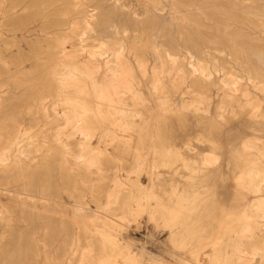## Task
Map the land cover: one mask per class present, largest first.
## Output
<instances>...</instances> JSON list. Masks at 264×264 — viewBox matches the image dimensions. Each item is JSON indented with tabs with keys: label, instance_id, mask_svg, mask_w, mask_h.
Returning a JSON list of instances; mask_svg holds the SVG:
<instances>
[{
	"label": "rangeland",
	"instance_id": "1",
	"mask_svg": "<svg viewBox=\"0 0 264 264\" xmlns=\"http://www.w3.org/2000/svg\"><path fill=\"white\" fill-rule=\"evenodd\" d=\"M54 1L57 0H0V84L3 83L0 85V88L2 87L0 89V96L3 95L2 97L5 96L8 99L2 113H0V118H18V120L26 126V129H21L24 136L21 139L34 136L32 138H35L37 141H41L39 147L42 152L37 155V163H30V168H34L37 164H39V158L44 155L45 149L48 147L44 146L43 141L46 137L50 138L51 135V139L62 138L63 140L76 144L75 151L77 153H75V151L74 153L78 156H83L87 160L95 159L97 161V158L99 159L101 156H110L115 163H104V167L106 168L107 166L110 170L114 169L117 173H119L118 176L121 177H119L121 184H119L120 187L118 186V188L120 191L118 189L117 192L119 193H116L115 195L117 198L113 196L114 199H112V202L110 200V204L112 203V205L111 207L109 206V208L106 207V210L104 207L108 202V197L106 196L111 194L114 189H117L113 183L108 182L107 180H102L101 176L96 171V168L88 170V172H90L91 178L89 179L91 181L89 179L85 180L87 182L90 181V184L82 177L81 179L80 177L76 178V174L70 179L71 181H67V184V182H63L60 179L59 172L54 169L55 172H51L52 175L50 174L52 177L49 175L51 177L50 181H47L48 187L50 188L49 199L51 201L47 212L49 219L52 221L49 224L50 226H46L42 220L38 217L36 218L35 216H32L33 214L31 213L34 212V214H38L37 212L42 213L44 211L42 209V202L40 201L42 196L40 194L38 195V193L27 195L23 194L25 183L28 181H20L17 183L11 182L7 186L8 188H4L7 190L6 192H0V208L3 209L5 213L3 216H0V218H2V221L0 222V263L59 264L64 260L62 263L67 264L71 258L67 252L69 251V254H71V249L76 247L78 243L79 245L81 244L80 246H83L81 251L85 252L83 258L78 257L80 258L79 260H77L78 258H75L77 261L73 259V264H83L84 260V264H135L130 261L133 259H136V264H201L202 261H196L192 258V253L195 251L194 246H196L197 243L182 240L181 236H178L177 238L173 237L174 235L172 236L170 228L171 224L169 220L170 212L173 209H182L187 206V203L194 200L195 202L197 201L196 204H198V211L195 210L198 214L196 216L197 223H194L195 227L202 229L204 226V228H207V222L209 221H218V223L222 221L223 224L219 225V227L222 226L221 229L225 232L223 233V240L221 241L222 243L219 244V248H221V244L224 248L219 249L221 256H223L222 258L220 256L219 261L221 260L220 262L223 264V258L225 257V261L228 262V259L236 252V250H238L240 245L238 244V247H236L237 242L235 241L236 244L234 243L236 238L234 234L240 229L245 228V226H240L243 225L241 223L250 222L254 218L252 217L254 215H252V210L250 213L249 209L248 213L247 210H244L243 208L245 205L249 207L255 204V202L257 203L262 196L260 194H256L254 190H252L253 192L251 191L254 196L250 194L251 192L249 189L251 186H253L252 188H255L256 186V184H254L256 181L251 178L252 175L250 174H253L252 171L254 168L259 169V171H263L264 169V161L259 160V158L255 155H249L244 159H240L238 156L239 152H237L238 149H235L236 141L243 137L248 139H264V119H256L250 114L242 116L241 118H226L220 121L219 126H217L218 129L213 134H210L212 135L210 137L206 131L208 122L205 123L206 121H203L202 118L193 114L191 111V113L188 112L189 110H185L186 112L183 109L180 110L181 105L184 103L191 104L194 101L193 95L189 94L190 90H188L185 95L182 94V92H179L173 96V102H171V112L165 115H162L158 110L156 100L151 95L146 94L145 97L151 103L148 111H145L142 119H135L138 128L128 133L119 132L118 134H120L121 137H124L123 143L120 145H110L107 141L117 134L115 127L110 124L115 123V120L102 124L100 129L95 122L98 120L96 118L97 116L93 118V113L89 111L92 110V107L87 104L88 97L86 94L81 95L78 94V92H73L75 90L68 91L67 95H70V98L68 96L66 98V103L58 104L57 115L54 117L53 115H49L47 98H45L44 101L41 99L39 102L32 99L29 101L27 95L25 94H27L29 89L35 88L37 84L42 83V78H44L43 75L46 76L47 71H51L53 68L51 65L53 58L55 59L58 57V55H54L55 50L52 49L54 44L56 45L57 43V37L54 38V36H48V31L46 29V5H50L54 3ZM147 1L148 0H121L120 5L125 6L133 12L136 11L140 16L139 18L144 19L147 16L144 14L146 13L148 5ZM165 1L163 2L164 6L161 7L159 15L168 19V21H170L171 17L177 13L178 17L186 18L183 16V14H185V16L188 15V18L190 17L193 18L195 22L197 21L196 23H198V25H204L203 27H205V25L206 27L208 26L209 22L203 18L202 13L208 12L207 7L209 4H207V0H200V2L199 0H175L174 2L176 3H174L173 0H169V2H167L168 0ZM180 1H183L184 3L186 2V6L189 7L187 9L185 6L187 9L186 11L182 5V7L180 6ZM250 1L251 2L245 5L246 8L244 6L245 11L240 15V22L236 24L234 23L233 25L231 24V26L230 22L227 20L228 16H226L225 13L217 16L218 18L216 17L217 19L214 21L218 20L217 23L219 22L218 25L221 27L222 31L230 25L231 27H229L228 33L238 37L241 43H248L247 45H244L248 49L251 48L250 46H255L254 48H256V50H260L264 56V0ZM59 2H56L54 4L55 6L53 5L49 10L53 11V9L57 10L58 8L61 10H68L69 8L72 9L70 6L65 8L68 5L67 1L62 0L60 2L61 4ZM175 8H178L176 9V13ZM195 11L198 12L199 15L201 14V16L199 17V15H197L198 13L196 14ZM73 14L74 13L70 14V16L64 17L63 20H70L71 17L74 19L75 14ZM219 17L222 19H219ZM51 20V22L54 20L56 22L55 25L52 24V26L49 27H53L51 31L54 32V30L57 31L62 28L60 26L57 27V24L59 23L58 16ZM213 22L210 23L212 24ZM91 43V41H88V45ZM91 45H93V43ZM70 46V44L66 45L68 51L71 50ZM244 57L245 56H243V58ZM252 60V62H255L258 65L256 58L253 57ZM3 62H5L6 65H3ZM47 66H49V69ZM188 67L189 70L193 69L190 65H188ZM35 70H37V72H35ZM33 72H35V76L32 75ZM20 73L28 75L27 78H29L31 82L23 83V81H26V78ZM196 75L198 74L196 73ZM222 75L223 74L216 75V78H223ZM33 77L34 79H32ZM36 78L39 81L35 80ZM190 82L191 81L185 84L183 88L186 89L187 87L193 85ZM7 83L8 86L6 85ZM244 83H246L245 80L241 81L240 85H244ZM141 89L143 92H149L148 88L143 87ZM7 91H9V93ZM75 110L77 111L75 112ZM212 114L215 115L214 109ZM160 116L163 117L161 118ZM244 125H247L249 129H246ZM140 136L145 139L148 138L147 140L153 138L151 144L154 145L153 152L155 153L147 162L148 166L146 169L140 171L139 173L137 172L138 174L135 173L128 175L126 170L132 167V163L134 162V157L137 152L138 154L143 155L144 150H146L140 145ZM207 138H211L217 142V152L221 154V160L215 161L216 156L213 153L214 151H212L213 147L207 143ZM130 140L131 143H129ZM82 141H84L86 145L84 147H78V144ZM189 141L192 146L191 150L187 149V142ZM74 153L73 155H75ZM13 158L14 156H12V160ZM160 159L161 161L159 162ZM74 160L75 159L72 158L71 162L83 164L81 165V170H79V172L82 171L84 163L80 162L81 160ZM155 161L158 162L157 164L161 165V168H158L157 170L154 169V164L156 163ZM208 161L213 164L208 163ZM56 165L57 163L54 166ZM114 166H117V170ZM2 169L3 167H0V171ZM192 169H205L207 171L217 172V177L213 182L209 183V185H206L207 183H203L201 179L192 180L190 178ZM250 169L251 173L249 171ZM246 172L247 174L244 175ZM247 175H249V177ZM152 178H154L153 181L155 183L156 190L151 193L141 194V188L148 187L151 184L150 182L152 181ZM73 180L76 182H73ZM55 183H57L58 186ZM89 185H92L91 188ZM202 186L204 190H202ZM207 186L208 188L210 187L209 191ZM239 186L241 190L239 189ZM70 189L71 191L76 189V196L78 198L71 197ZM77 189H84L85 191H78ZM89 190H93L92 194L88 193ZM53 191L54 193H52ZM198 191L202 195H200ZM55 193L57 194L54 195ZM68 195H70V197ZM54 196H56V198ZM30 198L37 199V208L39 207L37 210L33 211V209L28 206L29 203L24 205L26 200L28 201ZM113 201L116 203L113 204ZM77 202L80 204L82 203L81 205L83 206L85 205L87 208L85 213L87 214L84 213V217L81 215L74 219L73 207L77 204ZM130 204L132 205L130 206ZM143 205L147 206L148 211H143ZM202 205H205V208ZM200 206H202V208ZM15 209L18 210L16 211ZM128 209L131 211H128ZM168 209H170V211ZM63 210L67 213H64ZM133 210L138 213L135 215H140L137 219L138 224L134 223V215H132ZM24 211H26V213ZM200 212L205 213L201 214ZM247 214H249V217H247ZM8 216H10V218ZM62 216L65 217L63 218ZM201 219H203V222ZM11 221H13L12 224ZM2 222L6 223V225ZM72 222H75V225ZM231 222L232 224H228ZM9 224L11 226H8ZM84 224H86L87 227L89 226V230L86 226H83ZM139 225L141 229L137 228ZM179 228H183V226L179 225ZM250 228L251 230L254 229L253 226H250ZM81 229L84 230L81 231ZM84 231L87 232L85 233ZM82 237L86 239H82ZM188 237L192 239L193 235L188 234ZM229 238L232 241H230ZM72 239L74 241H72ZM78 239L80 240V243ZM224 239L227 240V243L224 242ZM228 241L231 243H228ZM232 242L234 243L233 245ZM233 247L236 248V250ZM65 249L67 251H65ZM206 252H213V249H207ZM126 254L130 255V257L124 258ZM225 255L230 256L226 259L227 256ZM253 261L254 262L251 263L256 264L261 260L260 258H253ZM224 264H226V262Z\"/></svg>",
	"mask_w": 264,
	"mask_h": 264
},
{
	"label": "bare ground",
	"instance_id": "2",
	"mask_svg": "<svg viewBox=\"0 0 264 264\" xmlns=\"http://www.w3.org/2000/svg\"><path fill=\"white\" fill-rule=\"evenodd\" d=\"M59 1L61 2L62 0H57L50 5H46V29L48 31V36H54V38L57 37V43L56 45L54 44V47L52 49L55 50H53L55 52L54 55H58V57H56L55 59L53 58V61L51 63L53 68L51 69V71H47L46 76L43 75L44 78H42V83L37 84L38 86L36 85V87L34 86L35 88L29 89V91H27V94L24 93L25 95H27L29 101L32 99L36 102H39L41 99L44 101L45 98H47L49 115H53V117L57 115L58 104L66 103V98L68 96L70 98V95H67L68 91L75 90L73 92H78V94L81 95L86 94L88 97L87 104L88 106L92 107V110L89 111L93 113V118L97 116L96 118L98 120H96L95 122L100 129L102 127V124L110 122L111 120H115V123L110 124L115 127L117 134L107 141L110 143V145H120L121 143H123L124 137H121L120 134H118L119 132L128 133L138 128L135 119H142L145 111H148L149 105L151 103L145 97L146 94L151 95L156 100V103L158 104V110L162 115H165L171 112V102H173V96H175L179 92H182V94L185 95L187 94V91L190 90L189 94L193 95L194 101L191 104L184 103L183 105H181V109H179H183L184 111L189 110L188 112L191 111L193 114L199 116L203 121H206L205 123L208 122L206 131L210 137L212 136L210 134H213L218 129L217 126H219L220 121L223 119L241 118L242 116L249 114L256 119H264V56L260 50H256V48H254L255 46H250L251 48L248 49L244 46L248 43H241L238 37H235V35L228 33L229 27H231L234 23L236 24L240 22V15L245 11L244 6L251 2L250 0H207V4H209V6L207 7L208 12H202L203 18L209 22L207 27L206 25L205 27H203L204 25L201 26V24L198 25V23H196L197 21L195 22L193 18H188V15L185 16V14H183V16L186 18L178 17L176 13V9L178 8H175L176 14L171 17L170 21H168V19H165V17L160 16L159 12L161 10V7L164 6L163 2L165 0H148L147 9L145 8L146 13H144L147 16L144 19H140V16L136 11L135 13L132 10L127 9L125 6L120 5L121 0H65L68 3L65 8L70 6L72 7V9H64L66 10L64 11L58 8L57 10L53 9V11H50L49 9H51V7ZM174 1L175 0H173V2ZM167 2H169V0ZM185 3L183 1L179 2L180 6L182 5L186 11L189 7H187V4ZM185 6L187 7V9ZM72 13L75 14H73L75 16L74 19H72L71 17L70 20H63L64 17L70 16V14ZM197 13L198 12H196V14ZM222 13H225V15L228 16L227 20L230 22V25L232 24L231 26H227L224 31H222L221 27L218 25V20L214 21L218 18L217 16L223 15ZM197 15H199V13ZM57 16L59 17V23L57 24V27L60 26L62 28L58 29L57 31L54 30L53 32L51 31L53 27H49L52 26V24L55 25V20L51 22V19ZM200 16L201 14L199 15V17ZM219 19L222 18L219 17ZM210 22L213 23L211 24ZM88 41H91L93 45H91L92 43L88 45ZM67 44L71 45V50L69 51L66 47ZM243 56H245L246 58H243ZM253 57L257 59L256 61L258 65L255 62H252ZM3 65H6V63L3 62ZM48 65L51 66L50 64ZM188 65H190L193 69L189 70ZM49 66H47L48 69ZM35 72H37V70H35ZM35 72H33L32 75H34ZM196 73L198 75H196ZM219 74H223V78H216V75ZM23 76L26 78V81H23V83L31 82V80L27 78L28 75L25 74ZM32 79H34V77ZM35 80H37V78ZM243 80H245L246 83H244V85H240V82ZM189 81H191L190 83H192L193 85L184 89V85L189 83ZM2 84L3 83H1L0 85ZM6 85L8 86V83ZM143 87L148 88L149 92H143L141 89ZM7 92L9 93V91ZM2 96L3 95L0 96V113H2L6 105L5 103H7L8 101L5 96ZM213 109L215 111V115L212 114ZM76 111L77 110H75V112ZM160 117L162 118L163 116ZM244 127L246 129H249L247 125H244ZM22 128L26 129V126L23 125V123L18 120V118H0V167H3V169L0 171V192H6L7 190L4 188L7 187L11 182L17 183L20 181H28L27 183H25L23 194H40L42 196L40 201L42 202V209L44 210L42 213L37 212L38 214H34V212H31L33 214L32 216H35L36 218L38 217L44 222V225L47 226L52 221L49 219L47 212L49 203L51 202L49 199L50 188L48 187L47 181H50L52 177L51 172H55L54 169H56L60 174V179L63 182H67L72 177H74L75 174L77 175V177L75 176L76 178L80 177L81 179L82 177L84 178V180L89 179L91 177L88 170L96 168V171L101 176L102 180H107L108 182H111L116 186L115 188L117 190L114 189L112 191L111 189L113 193L110 191L111 194L106 196L108 197V202L104 207H111L112 203L110 204V200L112 202V199H114L113 196L115 197L116 193H119L117 191L119 189V184H121V180L119 179L120 176H118L119 173H117V171H115L114 169H111V171L106 166V164L105 166L107 169L104 167V163H115V161L112 160L110 156H101L99 159L97 158V161L95 159L87 160L83 156H78L75 154L77 153L75 151L76 144L67 140H63L62 138L51 139L50 135V138L46 137V139L44 138V141L41 139L44 143V146L48 147L45 149L44 155L39 158V164H37L34 168L31 167V169L30 165L38 160L37 155L38 153L42 152L41 148L39 147L41 141H37L35 140V138H32L34 136L21 139L24 137L23 133L21 132ZM147 139L142 138L141 136L139 137L140 145L146 150H144L143 155H140L137 152L134 157L132 167L126 170L128 175H132L137 172L139 173L140 171L146 169L148 166L147 162L155 153L153 152L154 145L151 144L153 138L150 140ZM207 140V143H209L213 147L212 151H214L213 153L216 156L215 161L221 160V154L217 152V142L212 140L211 138H207ZM129 143H131V140L129 141ZM85 145L86 144L84 143V141H82L80 144H78V147H84ZM191 148V142L189 141L187 142V149L191 150ZM235 149H238L237 152H239L238 156L240 159H244L249 155H255L257 158H259V160L264 161V139H248L246 137L240 138L236 141ZM73 153L75 155H73ZM12 156H14L13 160ZM72 158L75 159L74 161L81 160L80 162L84 163L82 171L79 172V170H81V165L83 164L78 162H71ZM160 161L161 159L159 160V162ZM54 162L57 163L56 166H54L56 164ZM155 162L156 163L154 164V169L157 170L158 168H161V165L157 164V161ZM208 163L212 162L208 161ZM116 167L115 169L117 170ZM255 169L256 168L253 169L254 172L252 171L253 174L250 175H252L251 178L256 181L254 183L256 184V186L255 188H252L253 186H251L249 190L250 192L254 190L256 194H260L262 196L257 203L255 202V204L249 207L245 205V207L243 208L244 210H247V212L250 209V213L252 210V215L254 214L252 217L254 218L250 222L241 223L243 225L240 226H245V228L240 229L239 227L240 230L238 229V232L234 231L237 232L234 234L236 237L235 240L233 239L234 243L235 241L237 242V246H235L238 247V244L240 245L238 250L233 247L236 252L232 251L235 253H232L233 255L230 258V255H225L227 256L226 259H229L227 262L225 261L224 257L223 264L225 262L226 264H252L251 262H254L253 258H260L261 261L257 262L256 264H264V169L263 171ZM249 171L251 173V169ZM246 174L247 172L244 175ZM247 176L249 177V175ZM216 177L217 172H211L205 169H192V174L190 176L192 180L201 179L203 183H207L206 185H209V183L213 182ZM153 179L154 178L151 179V184L148 187L141 188V194L151 193L156 190ZM253 179L252 181L254 182ZM73 182L76 181L73 180ZM55 184L57 185V183ZM209 188L207 186L208 191L210 190ZM239 189L241 190L240 186ZM77 190L82 191L84 189ZM202 190H204V188ZM92 191L89 190L88 193L92 194ZM199 191L198 193L200 194V192L202 191ZM252 192L250 193L251 195ZM52 193H54V191ZM56 194L57 193H55L54 195ZM70 194L71 197L76 198V189L72 191L70 189ZM68 196L70 197V195ZM54 197L56 198V196ZM27 203H29L28 206L33 209V211L39 208H37V199L35 198H30L28 199V201L26 200L24 205H27ZM114 203L116 202L113 201V204ZM196 203L197 201L195 202L194 200L190 203H187V206L183 207L182 209L172 210L170 207L172 211L170 212L169 220L171 224L170 228L172 231V236L174 235L173 237L176 238L178 236H181L182 240L197 243V245L194 246L195 251L192 253V258L194 260L202 261L201 264H219V262L221 261H219L221 256L219 249L224 248L222 247V244L220 245L221 248H219V244L222 243V236L225 232L222 231V226L219 227V225H222L223 223L222 221L220 223H218V221H209L207 222V228H204V226L202 229L195 227L194 223H197L196 216L198 215L196 213L198 211V204ZM81 204L77 202V204L73 207L74 219L83 215L87 210L85 205L83 206ZM132 204H130V206ZM202 206L200 207L202 208ZM143 207V211H148L147 206L143 205ZM170 209L168 210L170 211ZM195 210L197 211L195 212ZM63 211L64 213L66 212L65 210ZM128 211L131 210L128 209ZM24 212L26 213V211ZM132 212V215H134V223L138 224L137 219L140 215H135L138 214L135 210H133ZM4 214V210L0 208V216H3ZM84 216L85 215H83V217ZM8 217L10 218V216ZM247 217H249V214H247ZM1 221L2 218H0V222ZM13 221H11V224L13 223ZM201 221L203 222V219H201ZM3 224L6 225V223ZM73 224L75 225V222ZM228 224H232V222ZM179 225H182L183 228H179ZM8 226L11 225L9 224ZM83 226H86V224H84ZM250 226H253L254 229L251 230ZM137 228L141 229L140 225ZM84 229H81V231ZM87 231L84 232L86 233ZM188 234L193 235V238H189ZM84 237H82V239ZM72 241L74 240L72 239ZM226 241L227 240L224 239V242ZM230 241H228V243ZM234 243L232 242V245ZM80 245L77 243L76 247L72 246L73 248L71 249V254H69V251L67 252L71 257L67 264H73V259L75 258H83L85 251H81L83 249V246ZM210 248L213 249V252H206V250ZM65 251L67 250L65 249ZM127 257H130V255L126 254L124 256V258ZM222 257L223 256H221V258ZM79 259L80 258H78L77 260ZM130 261L135 264L137 263L136 259ZM62 262H64V260ZM62 262L59 264H63Z\"/></svg>",
	"mask_w": 264,
	"mask_h": 264
}]
</instances>
